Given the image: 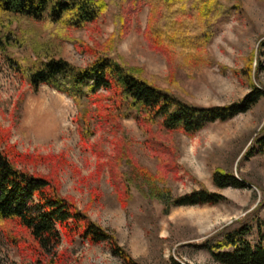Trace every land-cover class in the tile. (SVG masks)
<instances>
[{
	"label": "rangeland",
	"instance_id": "rangeland-1",
	"mask_svg": "<svg viewBox=\"0 0 264 264\" xmlns=\"http://www.w3.org/2000/svg\"><path fill=\"white\" fill-rule=\"evenodd\" d=\"M128 1L108 0L107 10L95 23L72 29L80 49L73 41L56 37L43 23L13 18L9 26L29 42L19 45L14 40L6 50L0 49V127L8 134L3 146L13 145L19 152L20 166L53 176L61 193L114 233L138 264H175L173 260L222 264L199 244L241 222L252 225L248 237L254 242L256 219H264V152L248 155L264 128V96L249 110L209 122L193 136L164 130L147 133L132 117L121 118L117 127H102L92 118L91 129L84 134L72 97L48 84L33 88L22 68L33 65L44 51L81 66L97 54H110L189 101L226 105L251 90L249 78L234 71L246 66L250 57L252 81L264 88V49H259L264 39V0H238L240 8L219 19L208 44L215 63L192 73L169 66L165 56L149 46L144 35L149 7L144 3L128 12L132 4ZM120 6L130 17L124 27ZM149 137L167 144L164 159L146 142ZM167 161L174 168L162 165ZM110 163L122 172V192L112 183ZM216 168L241 177L246 186L217 187L212 181ZM148 174L157 186L168 187L175 195L205 186L223 193L225 199L172 206L165 212L161 200L149 193L143 177ZM0 264L124 263L107 242L80 238L74 242L63 238L39 255L21 249L0 225Z\"/></svg>",
	"mask_w": 264,
	"mask_h": 264
},
{
	"label": "trees",
	"instance_id": "trees-1",
	"mask_svg": "<svg viewBox=\"0 0 264 264\" xmlns=\"http://www.w3.org/2000/svg\"><path fill=\"white\" fill-rule=\"evenodd\" d=\"M129 1L128 12L144 3L149 7L144 30L149 46L161 52L169 66L187 73L215 63L208 44L215 34L216 23L234 8H240L238 0L231 4L225 0ZM108 4V0H0V49L6 50L7 43L14 44V40L19 45L29 42L25 36L15 35L9 26L14 17L43 23L56 37L73 41L80 49V41L70 31L95 23L105 13ZM126 10L119 7L123 27L130 18ZM259 49H264V39ZM37 55L34 64L23 67L22 71L33 88L48 84L72 97L78 108L76 120L84 134L91 129L92 118L102 127H117L121 118L132 117L147 133L164 130L166 134L179 131L193 136L209 122L227 120L249 110L264 96V88L252 81L251 57L246 66L234 70L237 75L249 78L251 90L226 105H203L155 84L134 66L110 54H97L84 66L62 56L56 57L49 51ZM7 139L8 134L0 127V225L7 236L21 249L39 255L58 246L63 238L70 242L77 238L90 243L105 241L124 264H138L120 245L114 233L96 222L72 198L61 193L59 182L53 176L20 166L17 161L19 152L13 145L3 146ZM146 142L164 159L167 144L151 137ZM263 152L264 128L253 140L248 155ZM162 165L174 168L169 161ZM110 167L112 183L122 192V172L112 163ZM138 168L145 172L140 166ZM143 177L148 180L150 195L161 200L165 212L172 206L216 204L225 199L223 193L205 186L175 195L170 188L157 186L149 174ZM212 181L219 188L246 186L241 177L221 168L212 172ZM256 222L257 238L254 242L248 237L252 225L241 222L225 227L219 236L208 237L199 245L222 264H264V219L257 218Z\"/></svg>",
	"mask_w": 264,
	"mask_h": 264
}]
</instances>
